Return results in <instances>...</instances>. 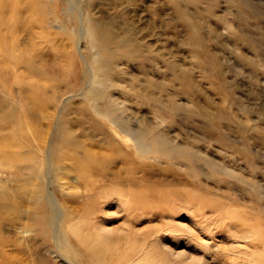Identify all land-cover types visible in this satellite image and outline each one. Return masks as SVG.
<instances>
[{
	"label": "rangeland",
	"instance_id": "1",
	"mask_svg": "<svg viewBox=\"0 0 264 264\" xmlns=\"http://www.w3.org/2000/svg\"><path fill=\"white\" fill-rule=\"evenodd\" d=\"M4 1L0 0V4ZM26 1L20 0L21 4ZM194 1L198 3H181L180 7L185 8L182 9L185 19H182L169 0H59L54 8L58 20H54L53 16L50 18L48 29L58 32L53 24L70 17L67 10L70 7L72 14L85 16L88 13L108 29L133 37L146 47L143 60L121 61L117 67L120 76L137 80L134 82L144 83L143 79H147L148 91L156 99H147V103L136 98L126 99L117 89L112 91L113 96L136 115L146 114L150 132L163 136L168 143L181 149L192 147L195 151L192 157L194 164L202 172L196 181L186 172L183 163L171 164L160 157L147 155L146 168L130 174L135 183L133 188L148 192L147 206L115 214V204L104 210L97 198L94 201L95 213L89 221L85 207L88 199L107 182L104 184L103 179L96 176L89 183L71 170H67L66 176L54 180L55 200L67 205L65 209L72 222L87 219L82 220L83 226L91 235L97 236L98 221H105L110 227L124 225L123 231L114 232L113 237L110 236L112 239L109 237V242L112 248L118 250L119 256L123 257L125 253L130 262L113 264H264V146L259 138L264 131V0H234L232 3L216 0L210 12L205 8L212 0ZM7 8H0L1 13ZM28 14L26 10L22 12L23 16ZM187 19L195 22L204 38L198 50L206 53L209 59L213 56L217 59L224 85L204 78L203 70L210 67L207 64L205 67L197 65L196 44L185 23ZM33 31L42 33L39 27H34ZM2 33L0 30V35ZM26 35V31L21 32L22 39ZM60 40L56 37L55 42ZM62 41L65 42L64 48L69 49V39L63 36ZM82 49L86 53V49ZM60 59L62 61L63 57L60 56ZM171 63L189 72L196 87L190 95L172 79L168 68ZM16 68L21 69V66ZM80 69V63H76L75 70L65 74L74 81ZM115 81L132 89L121 78ZM167 100H173L177 106L172 116L159 112ZM79 104L80 99H74L69 110H76ZM195 107L223 111L225 119L221 127L217 129L218 125H212L206 109L197 112ZM54 109L55 106L50 105L47 111L53 113ZM99 121L97 132L89 122H77L73 128L83 141L90 142L92 133H97L94 138L102 137H98L101 128H104L103 133H110L107 125ZM239 126L245 131L237 130ZM251 127L256 129L258 137L249 139ZM218 134L235 148L246 146V157L252 159L258 169L253 170L247 162L248 158L220 141ZM214 170L227 173L230 186L215 181L210 175ZM4 174L0 171L2 183L5 181ZM6 181L20 191V180ZM33 181L37 180L32 178ZM185 192L201 197L190 200ZM115 197L118 199V196ZM129 200L135 201L132 196ZM0 201L10 204V208L0 210V241L6 243L1 252L7 259L14 262L23 260L29 264L33 257L31 248L40 246L49 264H67L49 242L38 245L41 237L35 228L24 230L22 227L31 206L18 205L16 197ZM213 201L217 202L216 206L211 203ZM8 214L11 216L7 217ZM246 220L250 222L246 223ZM177 223L189 225L195 232H186ZM251 223H255L256 229ZM19 247L26 253L22 254ZM176 252L180 254L177 256Z\"/></svg>",
	"mask_w": 264,
	"mask_h": 264
},
{
	"label": "bare ground",
	"instance_id": "2",
	"mask_svg": "<svg viewBox=\"0 0 264 264\" xmlns=\"http://www.w3.org/2000/svg\"><path fill=\"white\" fill-rule=\"evenodd\" d=\"M7 1L0 4L1 9L8 7L3 13L0 10V30L3 32L0 35V171L5 172L4 183L0 178V199L7 201L16 197L18 205L31 206L26 215L27 221L22 227L24 230L35 228L41 237L38 245L49 242L67 264L129 263L130 259L126 254L119 256L118 250L112 248L109 242L112 234L122 230L124 225L110 227L105 221H98L97 236L91 235L83 226V221L87 219L72 222L65 209L67 205L55 200L54 180L66 176L67 170H71L89 183L96 176L103 179L104 184L107 182L106 186L96 190L88 199L85 207L89 221L95 213L94 201L97 198L101 200L104 210L110 204H115V214L125 209L134 210L147 206L148 192L142 188L134 189L135 183L130 179V174L146 168L147 155L160 157L171 164L183 163L186 172L198 181L197 178L202 172L194 164L192 157L195 151L192 147L181 149L178 145L168 143L163 136L150 132L146 114L136 115L113 96L112 91L117 89L126 99L136 98L146 103L147 99H156L148 91L147 79H143L144 83H137L134 82L137 81L135 79L120 76L118 71V62L129 63L144 59L146 47L141 42L108 29L88 13L85 16L74 15L70 7H67L70 17L59 19L53 24L59 31H51L48 29L50 18L53 16L54 20H58L54 8L60 3L59 0H27L22 4L20 0H10V3ZM169 1L174 3L171 5L182 19H185V8L180 7L181 3L195 2ZM215 1H209L205 8L207 12L211 11ZM229 1L232 3L234 0ZM24 10L29 13L27 16L22 15ZM185 21L196 44L197 65L205 67L207 64L210 67L203 70L204 78L211 83L224 85L217 59L214 56L209 59L206 53L198 50L203 45L204 38L198 32L195 22L188 19ZM34 27L41 28L42 33H39L40 29L35 33ZM22 31L27 34L23 39ZM63 36L70 41L69 49L64 48ZM56 37L61 38L59 43L55 42ZM83 47L86 53L82 52ZM60 56L63 57V62ZM76 63H80L81 69L79 76L73 81L65 72H73ZM17 66H21V69L16 68ZM168 68L172 79L180 84V88L187 95L196 90L188 71L181 69L176 63H171ZM120 78L131 85L132 89L129 90L125 88L127 85H120L115 81ZM217 88L221 90L220 87ZM74 99H80L81 104L76 110L70 111L69 105ZM50 105L55 106L53 113L47 111ZM195 108L194 111L197 112L208 110L205 113L212 125H218L217 129L225 119V113L221 110ZM175 110V102L167 100V104L159 112L172 116ZM99 119L107 125L110 132L103 133L104 128H101L98 136H102L100 139L94 138L97 133H92L91 141L85 142L73 128L77 122H89L97 132L100 128ZM251 129L249 139L258 137L256 129ZM237 130L245 131L241 126ZM218 136L220 141L248 158L246 146L235 148L223 140L221 135ZM259 138L264 146V131L259 134ZM79 151L80 154H77ZM247 162L253 170L258 169L252 159L248 158ZM210 175L225 186L231 184L226 179L228 174L225 172L214 170ZM32 178L37 181L31 182ZM6 179L20 180V191L15 190ZM88 185L87 183L86 186ZM130 196L135 201L130 202ZM185 196L190 200L201 197L193 192H185ZM211 203L217 205L216 201ZM6 208H10V204L0 201V210ZM241 218L244 219L242 216ZM249 222L246 220V223ZM178 225L185 231L194 230L183 223ZM253 228L256 229L255 225ZM5 245L6 243L0 241V264H28L23 260L17 259L14 262L7 259L1 252ZM19 249L23 251L22 254L26 253L23 248ZM30 253L33 257L29 264H49L40 246L32 247ZM179 254L180 252H176L177 256Z\"/></svg>",
	"mask_w": 264,
	"mask_h": 264
}]
</instances>
